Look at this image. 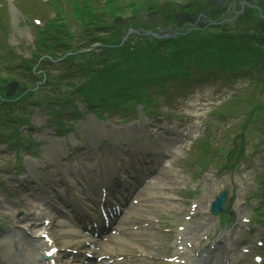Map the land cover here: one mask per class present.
<instances>
[{
  "label": "rangeland",
  "instance_id": "rangeland-1",
  "mask_svg": "<svg viewBox=\"0 0 264 264\" xmlns=\"http://www.w3.org/2000/svg\"><path fill=\"white\" fill-rule=\"evenodd\" d=\"M71 1L76 2L79 18L88 26L118 24L114 20L119 14L116 8L118 12L124 11L120 15L127 16L160 9L162 5L176 10L177 5L195 1L197 9H200L208 3L206 0H114L115 9L108 13L105 12V2L109 0H0V113L4 107L13 106L10 121V114L8 119L0 114V227L9 229L18 225L27 230L29 220L25 215L33 213L27 208L28 203L38 199L31 196L32 190H40L45 197L53 196L52 186L63 188L64 181L59 177L66 179L60 175L61 170L76 175L70 179L73 181L77 176L83 177L88 166L103 167L109 157L124 161L134 142L141 143L151 157L163 156L167 159L142 195L146 198L142 201L149 205L140 202L141 205H134L128 210L124 226L126 231L119 234L121 244L115 245L117 248L111 256L113 264L175 263L174 258L168 260V257L174 256L185 243L181 236H176V226L182 222L183 233L186 236L193 233V239L189 241L191 250L189 247L186 253L193 255V250L198 253L213 247L212 244H216V247L227 245L229 239L235 237L246 212L252 216V226L258 220L264 221V112L260 115L257 111L253 122L244 109L239 110L236 117L221 118L213 114L217 112L219 104L236 96L249 95L247 99L252 97L264 103V89L260 94V90L257 92L252 86L256 77L264 73L257 70L264 68V64L259 66L256 62L246 71L228 72L227 67H223L225 70L219 67L214 69V64L205 61L192 64L186 61V68L183 67L184 71H189V76L174 75V72L183 71L178 68L173 70V66L178 64H171L167 70L153 68L155 61H161V56L165 60L169 58L166 49L138 57V65H135L130 56L138 51L129 55V46L121 55L101 48L94 51L99 62L104 61L105 65L126 63L128 70L124 69L123 64L116 70L106 67L105 75L93 73L95 82L88 76L85 67L80 65L81 59L73 58V65H67L59 59L43 56L49 50H54L56 57L62 56L61 49L75 44L78 47L82 42H87V34L91 32L94 37L99 35L98 39L106 36L102 31L104 27L87 32L86 26L73 14ZM258 1L228 0L223 6L210 1L208 4L217 6L216 13L223 16L218 19L216 13L208 15L210 24L203 27L204 31L201 30L200 34L218 35L220 26H229L234 35L260 32L264 29V17L247 5ZM80 4L95 9L97 19L90 17L92 13L81 10ZM107 6L111 9L110 4ZM38 17L41 19L39 22L36 20ZM59 20L65 21V25L54 31L48 29V24L53 21L59 24ZM143 20L137 16L128 24L119 23L115 30L120 37L126 36L129 28L143 32L147 28L152 33L157 31L151 29L149 23L145 28ZM38 26L47 28L46 37L39 33ZM169 28L162 26L160 30L167 32ZM134 36L142 37L135 33L129 37ZM154 39L152 35L146 39L138 38L134 47L141 50L139 47L153 43ZM89 48L92 46L85 44L81 49ZM256 48L261 50L264 45ZM216 56L217 53H211L203 58L214 61L219 59ZM99 62L95 68L102 67ZM44 73L50 77L47 75V80L39 83ZM119 76L123 77L122 80ZM154 77H161L162 81L153 82L155 79H151ZM13 80H19L28 89L22 86L27 91L21 95V102L14 100L10 104L1 95H5V88ZM36 84L42 86L32 91ZM78 87L81 91L77 90ZM142 104L147 106L150 113L144 112ZM261 110L264 111V107ZM60 116L71 129L60 142H55L53 137L62 132L60 127H56ZM93 128L99 131H96L95 145H90L88 139L94 138L91 139L86 132ZM101 133L112 140L117 138L114 142L118 144L114 145L113 142L111 145L112 140L101 139ZM125 134L129 137L126 140L129 143L121 139ZM75 137L79 145L74 147L71 143L72 140L77 141ZM204 143L219 146L220 152L214 154L212 160H208L205 152L200 150ZM237 150L241 151L240 156H237ZM33 154L44 160L42 168L27 160ZM228 155H236V165L226 169L223 167L228 164L225 160ZM89 156L93 159H87ZM97 156H100L98 162ZM145 157L149 159L150 155ZM44 182L46 188L42 185ZM167 185L170 187L168 194H162ZM23 188L28 190L23 191ZM222 190L236 195L232 207L235 214L227 228L220 227V215L206 213L208 208L205 207L207 200L214 199ZM192 202L199 204V211L189 223L184 217L187 210L190 211ZM62 223L58 219L54 227L55 236L60 242L68 233ZM165 226H173V229L167 231ZM256 231V228L252 230L254 237ZM206 232L210 234L208 240L203 238ZM251 240L252 237L246 235L241 238V244L228 245L226 253L223 251L228 258L225 263L242 264V258L236 252L240 253L243 245L248 247Z\"/></svg>",
  "mask_w": 264,
  "mask_h": 264
},
{
  "label": "bare ground",
  "instance_id": "bare-ground-1",
  "mask_svg": "<svg viewBox=\"0 0 264 264\" xmlns=\"http://www.w3.org/2000/svg\"><path fill=\"white\" fill-rule=\"evenodd\" d=\"M113 166H114V171H112V173L111 171L108 173V170H107V172L105 173L107 174V176L115 174V171L118 168V166L117 165H113ZM145 171H146V168H145ZM105 174L103 175L106 178L107 176ZM88 182L91 183L90 179H88ZM119 187H120V184H119ZM169 188L170 187L167 185L166 191H164L162 194H168L167 190H170ZM72 196H73L72 194L68 196L63 195L64 198H67L69 200H72ZM140 198H144V197L140 196ZM209 201L207 200L205 207L208 206ZM48 222H49V218H47L46 223L48 224ZM47 224L44 223L45 229H48ZM37 242H41V244L36 246V244L34 245L31 241H25V239L18 234L10 235L6 237V239H0V264H60L61 263V260L57 258L58 256L56 255L52 257L53 259L52 258L48 259L44 255L43 256L41 255V249H44L42 251L43 253H45L50 248H54L55 246L54 242L49 243L45 241L44 239L43 240L38 239ZM205 252L206 254L204 255ZM205 252L201 253V256L197 258L198 264H221L222 261L220 260L222 259H219L216 252H211L209 250H206ZM207 255H209L208 259L207 257H203V259H201L202 256H207ZM216 257H218V259L211 261L215 259Z\"/></svg>",
  "mask_w": 264,
  "mask_h": 264
},
{
  "label": "trees",
  "instance_id": "trees-1",
  "mask_svg": "<svg viewBox=\"0 0 264 264\" xmlns=\"http://www.w3.org/2000/svg\"><path fill=\"white\" fill-rule=\"evenodd\" d=\"M160 42H163V43L160 44L159 46L167 45V43H169V45H172V46H175V47H181V46H186V45H194V42H193L192 38H188L187 36L186 37L182 36V38H179V40H170L169 42L160 41ZM151 44L157 45L158 42L154 41ZM153 48H157V47L153 46ZM69 49L71 50L72 47H70V48L68 47L67 50H69ZM111 50H112V52H116L118 50V48L117 47H113Z\"/></svg>",
  "mask_w": 264,
  "mask_h": 264
}]
</instances>
